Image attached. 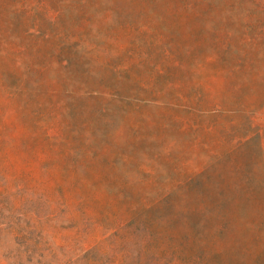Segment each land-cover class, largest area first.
Listing matches in <instances>:
<instances>
[{
	"label": "trees",
	"instance_id": "16d2710c",
	"mask_svg": "<svg viewBox=\"0 0 264 264\" xmlns=\"http://www.w3.org/2000/svg\"><path fill=\"white\" fill-rule=\"evenodd\" d=\"M133 1L0 0V90L19 95L22 108H27L23 99L29 98L27 86L40 92L48 85L50 103L43 108L50 106L49 115L55 118L80 96L97 102V123L69 128L72 137L39 124L44 154L38 165L47 168L60 162L59 177L43 171L36 180L29 175L24 178L46 189L31 188L23 178L15 180L16 188L4 182L1 188L49 205L56 200L58 209L65 205L67 192L86 185L78 177L80 168L86 172L98 162L112 169L117 162L132 166L134 172L125 173L124 183L114 192L124 216L108 228L113 231L111 237L125 243L138 234L145 246L156 240L190 253L202 249L221 256L229 233L222 196L231 194L244 203L255 200L264 206V169L258 162L262 176L255 187L238 166L229 171L231 183L213 188L211 178L219 164L257 137L244 132L233 118L250 114L248 100L242 98L249 79L261 84L264 98V0H223L218 9L213 0H177L183 18L204 24L193 30L205 41L192 47L181 46L145 24L119 20L120 6ZM214 13H218L217 23ZM97 67L112 75L115 87L95 72ZM73 68L79 71L78 84ZM141 70L148 75L139 76ZM32 75L39 79L34 82ZM218 79L224 84L221 89L214 84ZM38 107L33 115L40 114L42 106ZM218 118H229L228 124L217 126ZM171 126L191 140H167ZM6 131L7 126L1 125L2 143ZM259 153L264 165L263 148ZM66 162L71 166H64ZM164 165H171L170 174L176 178L165 174L158 198L149 200L151 194L146 192L127 194L125 189L134 182L157 186ZM160 204L171 213L150 220ZM86 222L103 227L89 219ZM240 232H248L249 237L236 244L254 263L264 264V223L245 224ZM212 255L207 257L213 259ZM194 261L208 263L204 258Z\"/></svg>",
	"mask_w": 264,
	"mask_h": 264
},
{
	"label": "rangeland",
	"instance_id": "374dc122",
	"mask_svg": "<svg viewBox=\"0 0 264 264\" xmlns=\"http://www.w3.org/2000/svg\"><path fill=\"white\" fill-rule=\"evenodd\" d=\"M222 3L223 0H213L217 9L221 8ZM179 6L177 0H134L120 6L117 18L124 22L145 24L155 32L172 38L181 46L192 47L197 42L205 41L199 32L193 30L195 25L200 28L204 24L193 18H183ZM217 18L218 13H214L213 19L216 23ZM261 70L264 72V64L261 65ZM95 72L107 78L108 85H115L112 75L107 70L97 67ZM73 74L78 84L80 78L78 68H73ZM138 74L143 77L147 76L148 72L141 70ZM38 79L37 75H32L34 82ZM214 84L218 89L224 85L221 79L214 81ZM260 85L255 80H248V89L242 98L248 100L247 110L250 114L233 118L244 132L257 137L245 150L217 166L211 174L213 188L221 185V182L231 183L229 171L235 166L242 168L252 187L257 185L262 176L258 167L259 164L264 169L259 153L260 148L264 150V98ZM48 90H50L48 85L40 92H36L35 87L28 85L29 98L27 96L23 98L27 99V108H22L23 101L19 95H13L10 90H0V126H7L6 142L2 143L0 139V264H256L245 254L241 245L236 244L238 239L246 240L249 237L248 232H240L242 226L254 222L264 223V206L257 204L255 200L244 203L238 196L231 194L222 196L229 219L228 245L221 248V256L215 257L209 250L196 249L190 253L188 250L183 251L156 240H151L145 246L139 241L138 234L137 238L136 234H133L132 242L128 240L125 243L111 237L113 231H108V228H112V225L124 216L121 206L114 200V192L124 183V174L134 172L132 166H121L117 162L112 169L98 162L92 170L85 172V168H80L78 177L85 180L86 185L69 194L67 192L65 205H58V209H55L56 200L49 205L31 195L3 192L2 182L7 183V187L16 188L15 180L21 181V178L31 188L46 189L43 185L30 183L24 178L26 175L36 180V176L45 171L51 176L59 177L60 162L47 168L38 165V159L44 154L38 139L41 136L40 123L58 128L64 136L69 137H72L68 132L69 128L79 129L82 122L97 123L94 114L97 102L82 96L76 98L74 104L66 111L63 110L60 117L49 115L50 106L43 108L50 103ZM227 95H230L229 92ZM38 106H42L40 114L33 115L35 111L38 113L36 110ZM228 121L229 118H218L215 123L217 126H225ZM175 129V126H171L167 132V140L179 143L191 140L188 135L180 136ZM96 139V143L103 146L99 142L100 138ZM34 140L37 141L33 142ZM140 151H143V148H140ZM63 165L71 166L70 162ZM171 169V165L163 166L157 186H152L148 182L143 184L134 182L129 184L125 191L133 196L139 192L150 193L149 200H154L158 198L159 188L162 189L165 184V181L163 182L165 174L170 178H176L174 174H170ZM95 180L99 181L91 184ZM64 186L67 187V183H64ZM232 199L238 200L237 204L232 203ZM174 201L177 203L178 198L176 197ZM168 213H171V210L160 204L156 212L149 215V219H161ZM87 219L103 227H93L86 222ZM176 252L180 254L179 258ZM208 254L214 258L210 259L207 257ZM197 258H204L208 263L194 261Z\"/></svg>",
	"mask_w": 264,
	"mask_h": 264
}]
</instances>
